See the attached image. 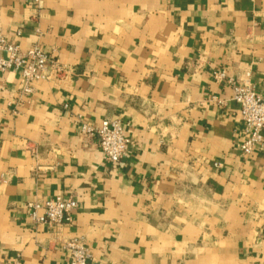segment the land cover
Wrapping results in <instances>:
<instances>
[{
    "label": "crops",
    "instance_id": "1",
    "mask_svg": "<svg viewBox=\"0 0 264 264\" xmlns=\"http://www.w3.org/2000/svg\"><path fill=\"white\" fill-rule=\"evenodd\" d=\"M0 34L58 66L30 96L0 73V264H67L73 239L89 264H264V149L232 100L264 93V0H0ZM103 120L118 164L82 133ZM56 197L73 223L33 224Z\"/></svg>",
    "mask_w": 264,
    "mask_h": 264
},
{
    "label": "built area",
    "instance_id": "2",
    "mask_svg": "<svg viewBox=\"0 0 264 264\" xmlns=\"http://www.w3.org/2000/svg\"><path fill=\"white\" fill-rule=\"evenodd\" d=\"M38 8L45 0H22ZM58 66L48 54L40 47L33 46L23 51L18 45L8 42L0 34V73L15 71L19 75V88L23 96L34 93V84L49 80L50 73ZM57 71V70H56ZM224 74L216 75L217 79ZM222 103L218 98H212ZM232 100L240 107V116L243 122L244 139L239 148L243 155H251L256 150L264 149V93L254 91L248 85H235ZM82 133L96 136L99 148L109 164H118L130 145L126 136L125 126L120 120H103L97 129L82 127ZM217 167L220 164H216ZM77 208V201L63 197L35 199L27 203L29 219L33 224L55 226L72 224L73 214ZM66 249L69 254L67 264H89V251L79 239L67 242Z\"/></svg>",
    "mask_w": 264,
    "mask_h": 264
}]
</instances>
